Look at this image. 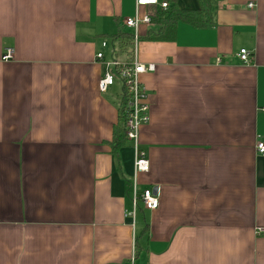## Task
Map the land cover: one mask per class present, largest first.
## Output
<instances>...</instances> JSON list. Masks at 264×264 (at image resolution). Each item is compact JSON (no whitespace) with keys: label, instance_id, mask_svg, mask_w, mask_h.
<instances>
[{"label":"crops","instance_id":"0c3cea01","mask_svg":"<svg viewBox=\"0 0 264 264\" xmlns=\"http://www.w3.org/2000/svg\"><path fill=\"white\" fill-rule=\"evenodd\" d=\"M214 8L212 26L181 23L172 41L139 27L156 71L141 77L137 191L157 188L159 208L132 219V143L110 146L122 87L99 92L96 55L133 34L135 0H0V264H264V0Z\"/></svg>","mask_w":264,"mask_h":264},{"label":"built area","instance_id":"2783aa9c","mask_svg":"<svg viewBox=\"0 0 264 264\" xmlns=\"http://www.w3.org/2000/svg\"><path fill=\"white\" fill-rule=\"evenodd\" d=\"M250 8H254V4H249ZM136 14L133 18L123 20V26L126 29L133 31V45H132V61L127 63L118 59L115 55V47L112 48V56L106 59L105 55L100 52L96 55V63L103 67V75L98 84V90L101 94L107 93L115 84H120L126 88L130 97L131 113L127 122V137L132 143L134 150V180L132 183L133 189V211L128 213V217L135 219L139 204L148 210L156 211L159 208V199L157 195L153 194L152 190H145L141 195L137 191V178L141 175H146L150 171L149 160L146 153L140 149L139 137L140 130L143 126L150 122V106L147 103L148 95L145 87L141 83V77L148 73H154L156 66L153 64L145 65L139 62V27L144 24L149 27H154L152 22V10L160 8L165 10L168 8V3L160 0H135ZM140 8H147L150 10L143 17H139L138 11ZM103 48L110 47L106 41L102 42ZM239 58L243 64H250L252 62L251 54L247 50H241ZM13 59V50H6L3 58L4 61ZM258 156L264 158V143L258 142L256 145ZM256 235L264 237V230L257 228Z\"/></svg>","mask_w":264,"mask_h":264},{"label":"trees","instance_id":"16d2710c","mask_svg":"<svg viewBox=\"0 0 264 264\" xmlns=\"http://www.w3.org/2000/svg\"><path fill=\"white\" fill-rule=\"evenodd\" d=\"M168 3V8L161 10L160 8L153 9L152 22L154 29L149 33L150 41H172L174 40L177 27L184 23L196 29H206L213 25L214 0H198L201 6L200 12H188L178 9L176 0H160ZM114 42H117L114 55L120 59L124 57V62L131 63L132 61V45L133 34L121 31L118 35L112 37ZM131 113L130 97L126 88L119 96L118 120L114 127V136L111 146V152L117 155L120 150L127 147L130 143L127 137V122ZM148 233V229L144 230V234ZM139 237L136 238V256L139 251Z\"/></svg>","mask_w":264,"mask_h":264},{"label":"water","instance_id":"95a60500","mask_svg":"<svg viewBox=\"0 0 264 264\" xmlns=\"http://www.w3.org/2000/svg\"><path fill=\"white\" fill-rule=\"evenodd\" d=\"M157 191H158V189L155 188V189L153 190V194H154V195H157Z\"/></svg>","mask_w":264,"mask_h":264},{"label":"rangeland","instance_id":"374dc122","mask_svg":"<svg viewBox=\"0 0 264 264\" xmlns=\"http://www.w3.org/2000/svg\"><path fill=\"white\" fill-rule=\"evenodd\" d=\"M120 59H121V60H124V58H123V57H120ZM110 89H111V88H110ZM115 89H117V87H115Z\"/></svg>","mask_w":264,"mask_h":264}]
</instances>
